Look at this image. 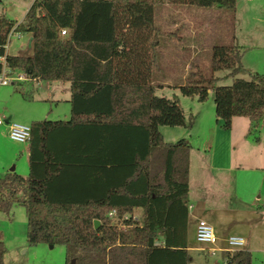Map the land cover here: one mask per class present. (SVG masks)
Masks as SVG:
<instances>
[{"label": "trees", "instance_id": "trees-1", "mask_svg": "<svg viewBox=\"0 0 264 264\" xmlns=\"http://www.w3.org/2000/svg\"><path fill=\"white\" fill-rule=\"evenodd\" d=\"M236 5L237 0H35L20 24L0 15V75L6 69L9 75L17 71L31 80L69 84L71 94L69 121L30 126L28 176L0 175V213L25 210L30 247L62 246L65 264H191L189 148L182 142L153 144L151 131L153 118L164 122L163 107H173L152 106L157 50L162 39H182L178 31L157 28L155 8L234 12ZM12 30L31 35L30 56L6 54ZM241 70V48L215 46L211 73L227 72L231 86L216 87L217 79L197 69L184 88L202 96L215 91L225 129L232 118H245L255 130L264 117V76L251 74L245 81L237 78ZM136 209L143 211L141 225L132 218ZM6 253L0 240V264ZM224 261L253 264L244 250L226 252Z\"/></svg>", "mask_w": 264, "mask_h": 264}, {"label": "rangeland", "instance_id": "rangeland-1", "mask_svg": "<svg viewBox=\"0 0 264 264\" xmlns=\"http://www.w3.org/2000/svg\"><path fill=\"white\" fill-rule=\"evenodd\" d=\"M34 1L0 0V15L20 24ZM155 24L163 32L178 31L184 44L162 39L157 50L160 71L153 73L152 106L169 103L173 107H163L166 113L164 122L155 123L153 118L152 143H160V139L162 145L175 146L184 142L191 147L190 198L194 205L193 214L198 217V222L205 221L212 228L216 238V244L210 247L196 243L192 237L190 247L200 252L190 254L191 264L224 263L226 252L220 251L228 247L218 235L227 237L226 242L241 238L246 245L240 250L250 252L253 264H264V117L255 130H251L249 120L232 118L230 130L223 132L215 126L218 94L215 91L208 94L204 88L207 92L202 96L199 91L189 92L184 88L197 69L206 78L213 76L217 79L216 87L231 86L233 80L227 78V72L211 73V49L229 45L230 29L241 37L247 48V52L242 51V70L237 78L249 81L251 74L264 76V0H237L234 12L157 7ZM28 38L25 33L13 37L6 53L10 56H30ZM252 38L261 45L258 49L250 48L254 45ZM189 47L196 52L192 62L186 59ZM16 76L17 72L10 78ZM62 86L63 83L39 81L26 82L21 86L8 83L6 87H0L2 124L9 117L4 116L3 109H11L20 117L31 113L37 115L38 120L66 121L70 107L59 91ZM50 94H54V100ZM153 112L159 113L158 109H153ZM219 121L220 127H223L224 122ZM5 127L8 126L4 124L0 127V175L14 167V173L26 178L27 163L19 154L26 145L9 140ZM9 157H13V163L3 172L1 163ZM198 157L204 158V165L200 161V169ZM212 157L215 163L222 162L231 167V171L217 175L213 171L201 170L205 163L209 167ZM195 199L200 203H195ZM132 218L141 225L142 211H135ZM0 240L7 250L4 264H65L64 247H30L27 244V220L22 207H14L9 215L0 213ZM208 249L221 250L213 255L201 253Z\"/></svg>", "mask_w": 264, "mask_h": 264}, {"label": "crops", "instance_id": "crops-1", "mask_svg": "<svg viewBox=\"0 0 264 264\" xmlns=\"http://www.w3.org/2000/svg\"><path fill=\"white\" fill-rule=\"evenodd\" d=\"M222 29V28H221ZM224 29H222L221 31H223ZM224 32V31H223ZM23 35V34H22ZM27 36L29 37L28 38V45H29V47H30V51H31V53H32V47H31V35L30 34H27ZM230 37L228 38V46H230V45H234V46H236V47H239V48H241V50L242 51H244V52H247V48L245 47V45L242 43V40H241V37L239 38L237 35H236V33L233 31L232 32V30L230 29V35H229ZM181 37V36H180ZM237 37H238V39H237ZM183 39V38H182ZM256 41V40H255ZM255 41H254V38H252V43L254 44L252 47H250L251 49H258L259 47L258 46H261V45H258L257 43H255ZM179 45H180V43H178ZM182 44H184V41L183 42H181V45ZM256 44V45H255ZM189 49V51H188V57L186 58V59H188L190 62H192L194 59H195V55H196V52H195V49H193V47H189L188 48ZM182 50H183V48H182ZM212 50V49H211ZM7 54V53H6ZM8 55V54H7ZM242 63H243V57H242ZM17 72V71H16ZM16 72H13V73H10V75L9 76H13ZM18 73V76H22V74L20 73V72H17ZM11 83H16L17 85H19V86H21L23 83H26V82H11ZM29 83H35V82H29ZM64 86H62V88H61V90H59L62 94L61 95H63V100H64V102L67 104V105H69V107H70V97H71V94H70V88H69V84H66L67 86H65V84H63ZM7 86V85H6ZM6 86H1L0 85V87H6ZM38 87H40L39 85H38ZM68 87V88H67ZM172 89V88H171ZM59 93V92H58ZM208 94L209 93H211V91H208L207 92ZM50 97H51V99L52 98H55L54 97V94H50L49 95ZM45 98V97H44ZM52 100H54V99H52ZM60 101H62V100H60ZM217 108V107H216ZM70 110H71V107H70V109L68 110L69 111V114H68V116L69 117H66V121H69V119H70ZM2 113L4 114V116H7V115H9V117H8V119H5L4 121V124H8V123H20V124H27L29 127L32 125V123H34V122H38V121H43V120H38L37 119V115H35V114H31L30 113V115L29 114H27V116H25V117H20V116H18V115H16V113L14 112V111H12L11 109L9 110V109H3V111H2ZM38 118H40V117H38ZM68 118V119H67ZM15 122H14V121ZM45 120V119H44ZM219 120H221L220 118H219V116L217 115V109H215V126L216 127H218V128H220V130L221 131H223V132H225V131H227V130H230V126L232 125V120L230 121V126H229V129H225L224 127H220V121ZM66 121H63V122H66ZM54 122H57V121H54ZM4 124H2V125H0V127H4ZM4 132H5V134H7V137H8V139H9V136H8V127H5V130H4ZM10 140V139H9ZM158 141H161L160 139L158 140ZM162 142V141H161ZM182 143H184V142H182ZM26 146V148H23L21 151H20V156H22L23 158H25V161H26V163H27V172H28V166H29V144L28 143H26L25 144ZM186 146L190 149L189 150V194H188V199H189V210H188V225H187V228H188V231H187V246H188V252H189V254H191L192 252H195V251H197V252H200V250L198 251L197 249H193V248H191L190 247V244H191V242H192V237H193V240L195 241V232H196V226H197V223H198V217L196 216V215H194L193 214V211H194V205L192 204V198H190V196H191V191H190V189H191V185H192V183H191V167H192V157H193V154H191V147H189L187 144H186ZM200 159V160H199ZM198 161H199V169H200V161H201V164L202 165H204V158H202V157H198ZM13 163V157L11 158V157H9V158H7V160H3V162L1 163V166H2V170H3V172H4V170H6L9 166H11V164ZM211 164V165H210ZM231 167H229V166H226V165H223V163L221 162H216L215 163V161H214V159H213V157L211 158V160L209 161V167H207L206 166V163H205V166H204V168H201V170H203V171H213V172H215V173H217V175H219V174H227V173H229L230 171H231V169H230ZM15 169H14V167H13V171H14ZM12 171V172H13ZM6 173L7 172H11V169L10 170H7V171H5ZM5 174V173H4ZM22 176H23V172H21L20 173ZM28 176V175H27ZM23 178H25V177H23ZM191 200V201H190ZM195 203L196 202H198V199H195V201H194ZM198 203H200V202H198ZM137 210H140V209H136V210H134L133 211V213H132V215L135 213V211H137ZM142 211V210H141ZM142 222H143V211H142ZM218 238L223 242V243H225V244H227V242H226V239H227V237H222L221 235H218ZM234 239H237V240H241V241H243L241 238H238V237H236V238H234ZM231 240V239H230ZM244 242V241H243ZM245 243V242H244ZM246 245V244H245ZM228 246V245H227ZM219 250H221V249H219ZM220 252H226V249H222ZM201 253H205V252H201ZM207 255V254H206ZM3 262H4V260H3Z\"/></svg>", "mask_w": 264, "mask_h": 264}, {"label": "built area", "instance_id": "built-area-1", "mask_svg": "<svg viewBox=\"0 0 264 264\" xmlns=\"http://www.w3.org/2000/svg\"><path fill=\"white\" fill-rule=\"evenodd\" d=\"M16 35H19V34L14 33V30H12L8 34L6 45H5V51L11 43V39L13 37H16ZM61 35L64 36L65 32H62ZM1 61L4 63V59H2ZM8 74H9L8 71L6 69H3V72L0 75V85L1 86H6L8 85V83H11V82H35V83L39 82V81L28 79L24 76H16L14 78H10L11 76H9ZM0 125H2L1 119H0ZM7 126H8V136L11 141L16 142V143H21V144H26L29 142L30 132H31L29 126L19 125L16 123H8ZM114 216H115V212H111L108 215V217L111 219L114 218ZM195 241L196 243L200 245H205V246H210V247L216 244V238L213 233V230L205 221H199L197 223L196 232H195ZM227 245H228L227 246L228 249L226 250V252L233 253L237 250H240V248H243L245 246V243L241 240L232 239L227 242ZM217 251L208 249L203 252H206L208 255L209 254L213 255ZM223 264H226V262L224 261Z\"/></svg>", "mask_w": 264, "mask_h": 264}, {"label": "water", "instance_id": "water-1", "mask_svg": "<svg viewBox=\"0 0 264 264\" xmlns=\"http://www.w3.org/2000/svg\"><path fill=\"white\" fill-rule=\"evenodd\" d=\"M12 171H13V168L11 169V172H12ZM93 224H94L95 230H97L98 227H99V222H98V221H94ZM50 248H53V247L50 246ZM73 263H74V261H72V264H73Z\"/></svg>", "mask_w": 264, "mask_h": 264}]
</instances>
